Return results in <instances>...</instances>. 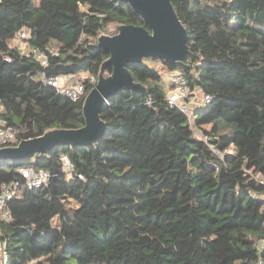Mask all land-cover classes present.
<instances>
[{
	"label": "trees",
	"instance_id": "1",
	"mask_svg": "<svg viewBox=\"0 0 264 264\" xmlns=\"http://www.w3.org/2000/svg\"><path fill=\"white\" fill-rule=\"evenodd\" d=\"M170 1L187 55L127 64L144 91L108 95L95 143L0 159V192L17 168L50 174L41 188L18 187L8 220L0 212L6 264H264V0ZM120 25L147 28L122 0H0V114L17 130L12 146L84 125L92 87L71 102L41 73L97 79L109 58L98 37ZM22 28L44 68L10 46ZM168 72L213 97L192 122L166 101Z\"/></svg>",
	"mask_w": 264,
	"mask_h": 264
},
{
	"label": "water",
	"instance_id": "2",
	"mask_svg": "<svg viewBox=\"0 0 264 264\" xmlns=\"http://www.w3.org/2000/svg\"><path fill=\"white\" fill-rule=\"evenodd\" d=\"M144 21L145 27L133 25L116 26V33L100 35L97 45L109 53L97 76L95 86L85 96L82 105L84 125L78 129H54L44 135L20 141L15 146L0 148V159L20 160L32 155L49 154L58 146L90 145L103 134L105 125L99 111L108 95L119 87L144 91L133 82L126 68L129 63H140L152 57L175 64L188 53L187 33L170 0H122ZM111 66L112 72L105 73Z\"/></svg>",
	"mask_w": 264,
	"mask_h": 264
},
{
	"label": "built area",
	"instance_id": "3",
	"mask_svg": "<svg viewBox=\"0 0 264 264\" xmlns=\"http://www.w3.org/2000/svg\"><path fill=\"white\" fill-rule=\"evenodd\" d=\"M29 38L27 29L22 28L13 42V47H17L19 52L26 56L35 59L43 68L47 64L46 56L37 48H26L24 41ZM21 44V45H20ZM10 62L9 59H6ZM166 90V101L169 106L176 108L184 113L190 121V116L198 110L205 109L211 104L213 97L203 93L200 89L192 90L189 87L186 78L178 72H171L163 77ZM40 81L44 86H49L54 89L57 95L67 98L71 102H78L85 96L86 85L89 84L92 88L95 86L97 79L86 72L72 73L66 75L48 76L45 72L41 73ZM198 92V93H197ZM1 113V109H0ZM17 130L0 114V148L12 146L16 143ZM65 170L71 169L66 156L60 157ZM18 179L7 184L1 185L0 192V212L5 220L9 219V214L6 211L7 202L16 196L18 187L23 184L27 189L41 188L45 186L50 178V174L46 170L36 171L32 167L17 168ZM79 177H81L79 175ZM6 253L1 249L0 264H6ZM254 264H263L259 258Z\"/></svg>",
	"mask_w": 264,
	"mask_h": 264
},
{
	"label": "rangeland",
	"instance_id": "4",
	"mask_svg": "<svg viewBox=\"0 0 264 264\" xmlns=\"http://www.w3.org/2000/svg\"><path fill=\"white\" fill-rule=\"evenodd\" d=\"M111 30L112 31H116V27L115 26H112L111 27ZM21 45V44H20ZM157 68L158 69H161V67H160V65H157ZM106 73V72H105ZM164 77V74H163V76H162V78ZM198 93V92H197ZM190 118H191V122H192V116H190ZM219 156H221L219 153H217Z\"/></svg>",
	"mask_w": 264,
	"mask_h": 264
},
{
	"label": "crops",
	"instance_id": "5",
	"mask_svg": "<svg viewBox=\"0 0 264 264\" xmlns=\"http://www.w3.org/2000/svg\"><path fill=\"white\" fill-rule=\"evenodd\" d=\"M14 41H15V40H14ZM12 45H13V42L10 44V46H12ZM25 47L28 48L26 45H25ZM169 73H171V72L165 73L164 76H166V75L169 74ZM1 249H2V248H1V246H0V253H1Z\"/></svg>",
	"mask_w": 264,
	"mask_h": 264
}]
</instances>
